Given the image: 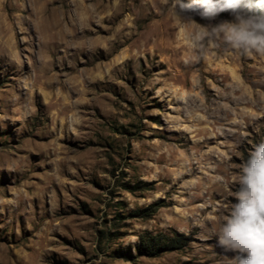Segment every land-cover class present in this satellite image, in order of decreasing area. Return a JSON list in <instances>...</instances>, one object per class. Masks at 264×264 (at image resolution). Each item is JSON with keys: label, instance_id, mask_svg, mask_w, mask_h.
I'll return each instance as SVG.
<instances>
[{"label": "rangeland", "instance_id": "374dc122", "mask_svg": "<svg viewBox=\"0 0 264 264\" xmlns=\"http://www.w3.org/2000/svg\"><path fill=\"white\" fill-rule=\"evenodd\" d=\"M175 4L0 0V264H232L264 57L208 34L231 13ZM146 233L183 244L148 255Z\"/></svg>", "mask_w": 264, "mask_h": 264}, {"label": "clouds", "instance_id": "9594fccd", "mask_svg": "<svg viewBox=\"0 0 264 264\" xmlns=\"http://www.w3.org/2000/svg\"><path fill=\"white\" fill-rule=\"evenodd\" d=\"M175 7L198 10L205 19L231 13L232 21L210 25L208 34L241 55L264 57V0H176ZM238 185L235 202L221 218L217 244L234 254L232 264H264V142L242 165Z\"/></svg>", "mask_w": 264, "mask_h": 264}, {"label": "trees", "instance_id": "16d2710c", "mask_svg": "<svg viewBox=\"0 0 264 264\" xmlns=\"http://www.w3.org/2000/svg\"><path fill=\"white\" fill-rule=\"evenodd\" d=\"M158 205L159 204H153L150 209L152 211H156ZM183 237L184 236L181 235L171 237L162 233H146L141 236L137 250L139 252L151 255L153 253H157L158 251H162L168 248H172L176 245L183 244Z\"/></svg>", "mask_w": 264, "mask_h": 264}]
</instances>
